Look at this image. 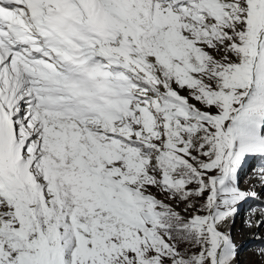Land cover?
<instances>
[{
  "label": "snow or ice",
  "instance_id": "obj_1",
  "mask_svg": "<svg viewBox=\"0 0 264 264\" xmlns=\"http://www.w3.org/2000/svg\"><path fill=\"white\" fill-rule=\"evenodd\" d=\"M0 264H264V0H0Z\"/></svg>",
  "mask_w": 264,
  "mask_h": 264
},
{
  "label": "rangeland",
  "instance_id": "obj_2",
  "mask_svg": "<svg viewBox=\"0 0 264 264\" xmlns=\"http://www.w3.org/2000/svg\"><path fill=\"white\" fill-rule=\"evenodd\" d=\"M252 163L254 164L255 161H253ZM249 203H253V202L250 201ZM247 207H248V205H245V206L241 209V216H242V217H243V215H244L245 210L247 209ZM250 243H251L250 241H249V242H246V243H245V248H247V247L249 246Z\"/></svg>",
  "mask_w": 264,
  "mask_h": 264
}]
</instances>
